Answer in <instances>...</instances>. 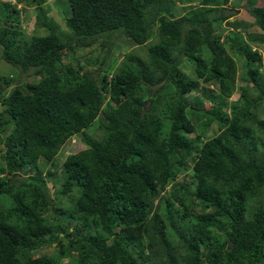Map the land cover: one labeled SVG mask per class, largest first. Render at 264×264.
Instances as JSON below:
<instances>
[{
  "label": "trees",
  "instance_id": "1",
  "mask_svg": "<svg viewBox=\"0 0 264 264\" xmlns=\"http://www.w3.org/2000/svg\"><path fill=\"white\" fill-rule=\"evenodd\" d=\"M14 1L0 0V59L31 80L0 75V264H264V61L248 44L264 43V6L246 0V22L227 0H55L60 30L28 0L26 34ZM190 108L217 132L189 136ZM75 133L84 148L55 163Z\"/></svg>",
  "mask_w": 264,
  "mask_h": 264
},
{
  "label": "rangeland",
  "instance_id": "2",
  "mask_svg": "<svg viewBox=\"0 0 264 264\" xmlns=\"http://www.w3.org/2000/svg\"><path fill=\"white\" fill-rule=\"evenodd\" d=\"M55 0H46L45 1V6L48 8V12L46 11V15L50 16L53 21L58 24L59 29L60 30H65L64 29V24H63V20L61 19V15L58 11V9L55 6L54 3ZM251 2H254V4L256 6H264V0H251ZM178 4V3H176ZM197 5V0H193L191 1V3H189V6L195 7ZM44 6V5H43ZM227 8L226 13H229V19L230 20H241V21H246V22H250L252 20L249 12H248V2L246 0H227L226 4L224 5ZM175 10L179 13H182L183 11L181 10V6L177 5L175 7ZM20 14L23 15V17H29V22L28 25H25L24 31H30V29L32 28V24H31V15L34 12L33 6L31 4H29L28 0H23L20 3ZM20 24V21H19ZM222 24L225 25L224 21L222 22ZM224 25L222 26V32L223 35L226 32V29H224ZM237 31H240L244 36L249 33V32H259V30L255 27V26H248V27H239V29H237ZM34 32V30L32 31ZM38 34H42L45 33V31L43 30V28H39L37 30ZM28 34V33H26ZM100 38L96 39L95 42L96 44H99ZM124 42V38L122 35H117L114 34L113 37H111V41L113 42H120V41ZM94 42V43H95ZM248 44L255 49L258 54L260 55L262 61H264V43L261 42H248ZM123 46L127 48V50H131L135 51L137 54L139 55H143L144 52V47H138V46H134L132 47L130 44L125 45V43H123ZM91 48H93L92 45L84 47L83 49L80 50L81 53H86L87 51L91 50ZM102 51H105V49H102ZM97 52H99V46H95L93 48V54H97ZM100 54V53H98ZM122 52L119 51V53L116 55L118 56L117 58H115V61L113 62L114 65H116L119 61V58L122 57ZM113 56L111 54H108L106 59L107 60H111ZM61 62L65 63L68 62V58L65 57L63 60H61ZM112 60L109 62L111 63ZM181 65L183 66V69L185 70L186 73H190V66L189 63L185 60L182 59ZM240 65H241V61H237L236 64V68H237V78L235 79L234 82V90L232 92V94L227 97L224 100V104L225 106L223 107V109H225L227 112L229 111L230 107H233V105L235 104V99L238 95V86L243 85L245 82L242 81L240 78H238V76H240L241 74V69H240ZM96 65H92V68H95ZM261 72L264 74V67H261ZM0 75H7L8 77H11L12 79L15 78V80H13V83H17V82H25V81H29L31 80V77L27 74H25V72H19L18 70H14L13 67L9 66L8 64H6L5 62H3L0 59ZM209 88H211V85H208ZM9 90V89H7ZM217 91V90H216ZM206 93H209L208 91ZM252 95V92H251ZM187 101L189 104H198L199 108H209V106L211 105V101L209 98L206 97V95L197 92V91H189L186 95H185ZM236 105V104H235ZM187 111L190 112V119L194 125L195 131L191 134H188L189 136H193L194 134H200V139H205L213 134H215L217 132V124L215 122H211L209 128H205L203 126H201V123L203 121H205V117L203 116V113L200 112V110L192 112L191 108L187 109ZM257 114L258 118H264V110H263V103L260 105V107L255 111ZM96 124L92 123L88 128H87V132L88 133H93L96 132ZM7 131L5 130L4 132L0 133V135L2 136L3 134H5ZM74 141L70 142L69 140H67L60 148V152L59 154L56 156L55 158V163H59L62 161V159H64V157L67 154L70 153H74L82 148H84V145L82 144V142L79 139V136H73ZM37 162L39 163V165L41 167H47L44 163H43V159L39 158L37 160ZM177 182L182 183L183 181H187V178L185 175L183 174H179L177 179ZM48 186L49 183H48ZM51 193V191H50ZM162 194V192L160 193ZM52 195V194H51ZM262 198L264 200V189H263V193H262ZM53 246V245H52ZM44 247L43 250L44 251H49L51 250L53 247Z\"/></svg>",
  "mask_w": 264,
  "mask_h": 264
},
{
  "label": "clouds",
  "instance_id": "3",
  "mask_svg": "<svg viewBox=\"0 0 264 264\" xmlns=\"http://www.w3.org/2000/svg\"><path fill=\"white\" fill-rule=\"evenodd\" d=\"M5 1V0H4ZM8 1H10V3H13V4H15V1L14 0H8ZM44 5H45V3H44ZM15 7L17 8V9H20V4L19 3H17L16 5H15ZM34 9V8H33ZM31 15V24H32V28L30 29V31L28 32V31H24V28H25V25L27 26L28 25V22H29V18H30V16L28 17H23V15L22 14H20V11H19V19H18V26H19V28L20 29H22L23 30V32H25V33H28V34H30V33H32V31H33V26H34V22H35V11L33 12V14H30ZM19 21H20V24H19ZM79 133H75V134H73V135H71L70 136V138L68 139L70 142H73L74 141V139H73V136H79L78 135ZM79 139H80V137H79Z\"/></svg>",
  "mask_w": 264,
  "mask_h": 264
}]
</instances>
